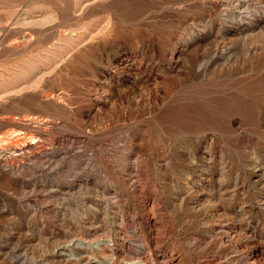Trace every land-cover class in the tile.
I'll return each instance as SVG.
<instances>
[{
  "label": "rangeland",
  "instance_id": "374dc122",
  "mask_svg": "<svg viewBox=\"0 0 264 264\" xmlns=\"http://www.w3.org/2000/svg\"><path fill=\"white\" fill-rule=\"evenodd\" d=\"M136 258L264 264V0H0V264Z\"/></svg>",
  "mask_w": 264,
  "mask_h": 264
},
{
  "label": "bare ground",
  "instance_id": "6f19581e",
  "mask_svg": "<svg viewBox=\"0 0 264 264\" xmlns=\"http://www.w3.org/2000/svg\"><path fill=\"white\" fill-rule=\"evenodd\" d=\"M22 153V152H21ZM21 155V154H20ZM139 243V242H138ZM141 247H142V244H141ZM143 249V248H142ZM139 250V249H138ZM136 252V251H135ZM134 252V253H135ZM143 255V254H142ZM105 256H107V255H105ZM138 256V255H137ZM136 256V257H137ZM108 257H112V256H108ZM140 257V256H139ZM143 257H144V255H143ZM150 257V256H149ZM148 257V258H149ZM103 258V257H102ZM104 258H106V257H104ZM113 258V257H112ZM132 258V257H131ZM152 258V257H151ZM109 259V258H108ZM127 259V258H126ZM134 259V258H133ZM103 260V259H102ZM107 260V259H106ZM151 260H153V259H151ZM116 261V260H115ZM96 262V261H95ZM99 262V261H98ZM102 262V261H101ZM108 263V262H107ZM106 263V264H107ZM116 263V262H115ZM123 263V262H122ZM123 264H149V262L147 261V259L146 258H139V259H135V260H125V262L123 263Z\"/></svg>",
  "mask_w": 264,
  "mask_h": 264
}]
</instances>
